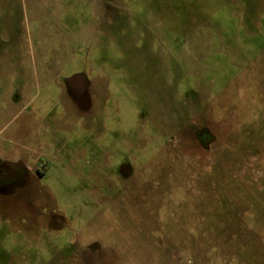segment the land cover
<instances>
[{
	"label": "rangeland",
	"instance_id": "rangeland-1",
	"mask_svg": "<svg viewBox=\"0 0 264 264\" xmlns=\"http://www.w3.org/2000/svg\"><path fill=\"white\" fill-rule=\"evenodd\" d=\"M0 158V264H264V0H0Z\"/></svg>",
	"mask_w": 264,
	"mask_h": 264
},
{
	"label": "flooded vegetation",
	"instance_id": "flooded-vegetation-1",
	"mask_svg": "<svg viewBox=\"0 0 264 264\" xmlns=\"http://www.w3.org/2000/svg\"><path fill=\"white\" fill-rule=\"evenodd\" d=\"M86 80L81 75L65 83L66 90L70 96L83 106V99L86 97L85 92ZM199 131L197 135L199 137ZM45 171L42 164L30 166L26 163L8 162L0 158V194H10L13 191L23 195L26 193L33 182L35 175ZM131 165L128 162H122L118 165V173H125L129 176Z\"/></svg>",
	"mask_w": 264,
	"mask_h": 264
},
{
	"label": "water",
	"instance_id": "water-1",
	"mask_svg": "<svg viewBox=\"0 0 264 264\" xmlns=\"http://www.w3.org/2000/svg\"><path fill=\"white\" fill-rule=\"evenodd\" d=\"M79 76H80V74L73 75V76H71L70 78H68L67 81H70V80H72L73 78H76V77H79Z\"/></svg>",
	"mask_w": 264,
	"mask_h": 264
}]
</instances>
